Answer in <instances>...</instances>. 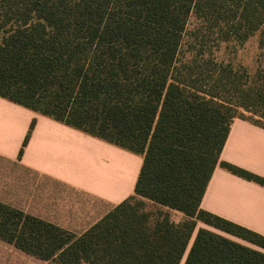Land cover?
Masks as SVG:
<instances>
[{
  "label": "trees",
  "instance_id": "1",
  "mask_svg": "<svg viewBox=\"0 0 264 264\" xmlns=\"http://www.w3.org/2000/svg\"><path fill=\"white\" fill-rule=\"evenodd\" d=\"M255 35L264 48V0H0V97L142 156L133 195L83 234L0 202V241L55 264H264L197 227L264 250V236L200 207L217 165L264 187L220 161L235 119L264 129V63L251 74L204 51Z\"/></svg>",
  "mask_w": 264,
  "mask_h": 264
},
{
  "label": "crops",
  "instance_id": "2",
  "mask_svg": "<svg viewBox=\"0 0 264 264\" xmlns=\"http://www.w3.org/2000/svg\"><path fill=\"white\" fill-rule=\"evenodd\" d=\"M33 120V130L19 158ZM220 161L264 179V129L235 119ZM0 163L12 169L2 174L18 181L10 193L21 201H7L8 188L4 184L0 202L79 236L133 195L142 156L0 97ZM200 207L264 236V187L218 165ZM168 213L174 223L185 219L176 211ZM197 227L264 253L257 246L202 223Z\"/></svg>",
  "mask_w": 264,
  "mask_h": 264
},
{
  "label": "rangeland",
  "instance_id": "3",
  "mask_svg": "<svg viewBox=\"0 0 264 264\" xmlns=\"http://www.w3.org/2000/svg\"><path fill=\"white\" fill-rule=\"evenodd\" d=\"M197 22L194 19L189 21L187 27V34L185 36V56H190L191 47L196 46L197 42L193 41V35L191 32L196 28ZM205 57L213 58L218 63H222L224 65L230 64L234 68L244 67L249 73H254L255 69L258 65L264 63V48L259 47V37L258 35L253 36L242 45H239L235 42L228 43H220L217 44L215 41H210L206 45L205 49ZM8 169L7 173H11L12 169L9 166L3 165L0 163V179L2 180V185L0 184V196L3 194L2 189L4 184L8 188L6 193L7 201H10L11 204H19L21 201L17 200L19 198L15 197L10 193L17 184V180L12 175L4 176L2 172H5ZM6 173V172H5ZM10 176V177H9ZM8 178V182L5 183L4 178ZM20 186V184H18ZM155 209L153 205L150 203H146V210ZM182 215L180 213H177ZM184 261L181 262L183 264ZM0 264H55L53 262H45L39 259H36L32 256H29L17 249L13 246L6 244L0 241Z\"/></svg>",
  "mask_w": 264,
  "mask_h": 264
}]
</instances>
